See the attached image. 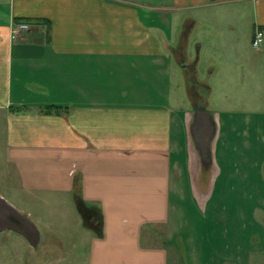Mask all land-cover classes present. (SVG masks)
<instances>
[{
  "label": "crops",
  "instance_id": "0c3cea01",
  "mask_svg": "<svg viewBox=\"0 0 264 264\" xmlns=\"http://www.w3.org/2000/svg\"><path fill=\"white\" fill-rule=\"evenodd\" d=\"M150 1L0 0V168L31 204L63 207L52 214L77 210L89 233L88 264L130 263L110 259L108 244L146 253L143 234L149 242L168 229L179 167L177 181L188 185L179 202L203 195L189 152L196 154L192 113L175 114L169 86L191 68V34L215 26L216 43H198L223 64L211 62L212 73L264 54L252 47L264 29V0ZM212 10L227 15L206 14ZM21 24L29 29L13 40ZM174 155L184 163L173 164ZM76 196L100 212L102 237L84 226Z\"/></svg>",
  "mask_w": 264,
  "mask_h": 264
},
{
  "label": "rangeland",
  "instance_id": "374dc122",
  "mask_svg": "<svg viewBox=\"0 0 264 264\" xmlns=\"http://www.w3.org/2000/svg\"><path fill=\"white\" fill-rule=\"evenodd\" d=\"M146 1L154 5V1ZM206 14L214 17L227 12ZM178 30L180 33L181 28ZM216 35L211 23L191 34L187 56L191 68L179 70L178 78L169 85L175 114L192 113V93L196 91L197 102L217 120L211 169L206 176H196L203 195L196 193L200 201L186 196L180 203L188 185L187 178L178 183L176 174L182 171L176 169L171 174L168 229L156 231V238L149 242L143 234L139 249L146 253H139L134 243L124 248L108 244L110 259L125 257L129 264H264V54L252 56L245 68L234 63L232 68L212 73L211 62L223 64L208 50L200 54L198 43L210 47L216 43ZM189 152L197 167L199 159L191 146ZM172 158L173 164L184 163V157ZM5 170L0 168V198L34 221L32 224L39 223L35 227L41 240L32 249L17 234L1 233L0 264H88L89 233L83 231L77 210L72 207L70 212L52 214L63 207L31 204V197L19 189L14 178L5 177Z\"/></svg>",
  "mask_w": 264,
  "mask_h": 264
},
{
  "label": "water",
  "instance_id": "95a60500",
  "mask_svg": "<svg viewBox=\"0 0 264 264\" xmlns=\"http://www.w3.org/2000/svg\"><path fill=\"white\" fill-rule=\"evenodd\" d=\"M217 126L214 116L206 109L194 111L189 125V135L200 166V175H207L212 165L211 145L215 140ZM91 226H96L97 219H92ZM13 232L22 237L32 249L40 243L39 233L26 217L19 214L6 201L0 198V234Z\"/></svg>",
  "mask_w": 264,
  "mask_h": 264
},
{
  "label": "trees",
  "instance_id": "16d2710c",
  "mask_svg": "<svg viewBox=\"0 0 264 264\" xmlns=\"http://www.w3.org/2000/svg\"><path fill=\"white\" fill-rule=\"evenodd\" d=\"M52 109H54V108H49V110H52ZM219 179H220V177L218 178L216 183L219 182ZM75 201H76V205H77V208L79 210V213H81V216L84 220V226L87 229H91L98 237H102V230H101V225H100V220H101L100 212L98 210H95V209L87 210L84 207L80 196H76ZM89 212H93L91 216L90 215L88 216ZM92 219H97L98 224L96 226H93V227L91 226L90 222Z\"/></svg>",
  "mask_w": 264,
  "mask_h": 264
},
{
  "label": "built area",
  "instance_id": "2783aa9c",
  "mask_svg": "<svg viewBox=\"0 0 264 264\" xmlns=\"http://www.w3.org/2000/svg\"><path fill=\"white\" fill-rule=\"evenodd\" d=\"M29 27L27 25L21 24L17 26V32L13 33L12 39L15 40L17 37V33L26 32L28 31ZM264 44V29H257L254 32L252 38V47L254 49L260 48Z\"/></svg>",
  "mask_w": 264,
  "mask_h": 264
},
{
  "label": "flooded vegetation",
  "instance_id": "af4514ba",
  "mask_svg": "<svg viewBox=\"0 0 264 264\" xmlns=\"http://www.w3.org/2000/svg\"><path fill=\"white\" fill-rule=\"evenodd\" d=\"M195 87V86H194ZM193 90H195V88H193ZM196 91H194V94L192 95V102H191V107H192V114L194 111H201V110H204L205 109V105H202L201 103H198L197 102V94L195 93ZM202 105V106H200ZM262 229V228H261ZM256 243V242H255ZM261 243V242H260ZM257 244L259 245V240L257 242ZM259 250V248H258ZM264 254V250H263V253ZM240 257V256H239Z\"/></svg>",
  "mask_w": 264,
  "mask_h": 264
}]
</instances>
